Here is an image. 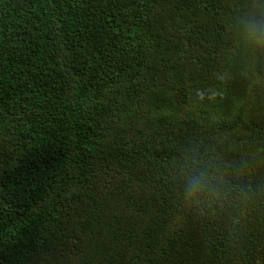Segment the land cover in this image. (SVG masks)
Returning <instances> with one entry per match:
<instances>
[{
  "label": "trees",
  "instance_id": "1",
  "mask_svg": "<svg viewBox=\"0 0 264 264\" xmlns=\"http://www.w3.org/2000/svg\"><path fill=\"white\" fill-rule=\"evenodd\" d=\"M255 9L0 0V264H264Z\"/></svg>",
  "mask_w": 264,
  "mask_h": 264
},
{
  "label": "clouds",
  "instance_id": "2",
  "mask_svg": "<svg viewBox=\"0 0 264 264\" xmlns=\"http://www.w3.org/2000/svg\"><path fill=\"white\" fill-rule=\"evenodd\" d=\"M264 0H256V9L242 16L236 22V38L241 46L251 50H264ZM211 177L206 171L189 175L186 179L184 196L196 201L210 188Z\"/></svg>",
  "mask_w": 264,
  "mask_h": 264
}]
</instances>
